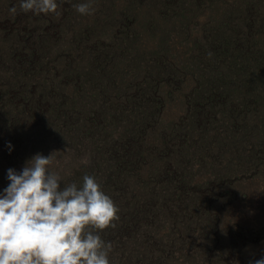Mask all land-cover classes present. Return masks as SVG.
Wrapping results in <instances>:
<instances>
[{
	"label": "rangeland",
	"instance_id": "1",
	"mask_svg": "<svg viewBox=\"0 0 264 264\" xmlns=\"http://www.w3.org/2000/svg\"><path fill=\"white\" fill-rule=\"evenodd\" d=\"M144 1L93 0L94 14L81 15L75 6L88 0H57L56 17L0 0V128L16 125L15 138L0 129V194L8 169L19 173L37 153L52 154L49 171L62 187L93 176L119 208L123 223L98 233L112 244L110 264H254L264 257V113L253 114L263 104L249 94L256 87L230 88L219 74L230 59L214 57L212 40L172 41L157 26L151 33ZM174 1L183 2H166ZM194 16L193 37L204 33L211 8ZM259 17L220 37L229 38L233 65L258 56L260 43L252 48L244 39L251 29L255 40L264 36V10ZM137 84L159 90L162 106L154 104L150 125L141 116L145 140L112 147L117 131L128 130L114 114L117 98L139 94ZM226 97L234 101L223 106ZM172 132L184 154L169 174L173 155L161 138Z\"/></svg>",
	"mask_w": 264,
	"mask_h": 264
},
{
	"label": "clouds",
	"instance_id": "2",
	"mask_svg": "<svg viewBox=\"0 0 264 264\" xmlns=\"http://www.w3.org/2000/svg\"><path fill=\"white\" fill-rule=\"evenodd\" d=\"M92 3L76 11L92 15ZM58 9L57 0H20L24 13L59 17ZM52 163V154L37 153L19 173L8 169L9 184L0 194V264H110L112 244L98 233L116 227L119 208L93 176L85 175L81 187H62L61 176L49 171ZM254 264H264V257Z\"/></svg>",
	"mask_w": 264,
	"mask_h": 264
},
{
	"label": "trees",
	"instance_id": "3",
	"mask_svg": "<svg viewBox=\"0 0 264 264\" xmlns=\"http://www.w3.org/2000/svg\"><path fill=\"white\" fill-rule=\"evenodd\" d=\"M166 1L167 0H145L143 3H141H146V6H142L139 9L143 11V16H141L142 18L148 16L146 22L151 24V33L153 32L152 29H155V27L157 26L159 27V31L162 33V38L166 37V39H171L172 41L175 39L182 41L183 36L188 40V42L203 39L212 40L213 43L210 47L211 49L209 50L212 52L213 50L218 49V53L215 54L214 57L223 56L226 58V61L227 59H230L228 72L226 74H219H221L223 79L231 80V82L228 84L231 89H248L256 87L257 94L254 90L251 89L249 90V94L254 99V101L257 102V105L262 103L263 107L262 109H254L253 114H258L260 112L264 113V36L258 38V40H255L252 37L254 29H251V35H247L244 41L246 42V45H248L249 47L251 45L252 48H254V45L256 43H260V45H258L260 50L257 51L258 56L255 60H252V58L246 55L242 57V64L240 63L236 65H233L234 57L231 55L232 53L228 51V48L230 47V43L228 42L229 38L225 41L218 42L220 37L225 34V30L227 29V27H229V29H232V31H235L240 27V25L244 26L245 28L248 26L251 27L252 21L259 20L260 14H263L264 0H189L193 4H184L183 2H185V0H182L183 2H180L179 4H177L175 1L171 3H167ZM205 4H208L211 8V18L202 26V33H204L201 35H195L193 37V32L189 28L190 20L193 18H198L194 16L195 10L202 8V6H204ZM189 5H192V7L190 8ZM170 9L172 10V15H169L167 21L166 11H169ZM211 33H213L214 35H207V38L202 37L206 34ZM259 34L257 36H260ZM191 36L193 38H191ZM240 41L243 40L240 39ZM221 45H223L224 47H222ZM193 57L196 60H202L203 58L202 56L198 57L196 55H193ZM236 58L239 60V57ZM237 66H240L241 69H237ZM215 77L216 76H212L214 80ZM136 88L139 94H132L131 97L128 96L124 98L122 96H119V99L117 98L115 109H118L114 110V114L126 124V128L128 130L120 129L117 131L118 139L114 141L112 147L116 146V148H119L120 145H118V143L122 141L126 144H131V147H133L135 144H132V141L145 140L147 135L149 136L148 126H146L144 129V119L141 118V116L149 118L150 120L148 121V124L150 125L152 123V114L157 113L154 110V104H157V106L159 107L162 106V102L155 103L160 100L157 97V93L159 90H157L156 88L149 89L148 85L143 87L138 84ZM152 95L154 96L153 98ZM221 100L223 102V106H227V101H231L233 99H231V97H226L225 99L221 98ZM103 113L105 112L103 111L102 114ZM132 115L134 117H132ZM103 118H105V116ZM140 118L143 122H141ZM132 119L135 122L132 121ZM97 120L98 125H102L105 122V119H102L100 117H98ZM4 127L5 128L1 127L0 129L5 130L9 138H15V131H13L12 128H15L16 125H8V123L6 122L4 124ZM65 127L68 129V125H66ZM174 133L175 132H172L170 135L165 136V138H161V144L163 147L165 146V151H169V156L170 153L173 155L172 159H170L168 163L166 160V173L169 174L172 173V171L175 172L177 169V166L173 164L175 157L177 156L178 158L182 159L184 154V151L178 148L177 140H175L174 143H171ZM254 156H256L255 152H253L251 156L252 160L256 159V157ZM116 160L118 162L126 161V164L132 165V160L130 157L126 158L121 156L117 157ZM110 168L112 169V167ZM186 174H188V172ZM123 177H128L125 172H123ZM119 221L121 220L117 221L118 224L123 223H119Z\"/></svg>",
	"mask_w": 264,
	"mask_h": 264
}]
</instances>
